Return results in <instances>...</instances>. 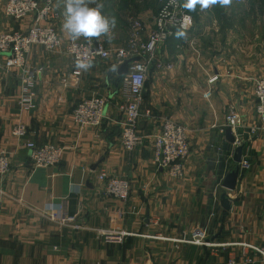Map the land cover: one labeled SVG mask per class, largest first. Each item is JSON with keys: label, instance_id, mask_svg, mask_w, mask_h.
Masks as SVG:
<instances>
[{"label": "crops", "instance_id": "0c3cea01", "mask_svg": "<svg viewBox=\"0 0 264 264\" xmlns=\"http://www.w3.org/2000/svg\"><path fill=\"white\" fill-rule=\"evenodd\" d=\"M6 1L0 0V33L26 31L33 17L6 16ZM97 2L103 15L116 19L114 39L79 40L105 48L126 45L135 32L126 39V27L117 24L120 0ZM54 8L50 24L66 42L64 0H55ZM194 28L176 31L157 51L156 63L171 67L149 68L138 126L143 143L132 151L121 143L122 67L116 59H94L74 77L73 60L64 51L34 45L24 67L10 70L0 54V150L8 152L11 164L0 176V264H264L248 247L264 242V129L254 97L264 54L252 49L248 60L247 50H230L227 36L208 44L205 62L188 49ZM151 31L138 35L145 41ZM25 91L30 104L22 106ZM94 94L107 98L106 118L98 127L79 129L73 110ZM230 112L240 120V133L258 130L243 145L241 159L248 166L238 163L236 187L226 190L223 180L237 166V147L226 135ZM167 118L187 129L190 153L180 178L152 164L151 135ZM17 124L27 128L22 138L11 133ZM27 141L63 146L61 161L33 168ZM101 172L129 181L127 200L105 193ZM225 191L229 210L220 204ZM59 208L73 220H50ZM198 228L208 245L182 241ZM111 234L119 236L107 239Z\"/></svg>", "mask_w": 264, "mask_h": 264}, {"label": "built area", "instance_id": "2783aa9c", "mask_svg": "<svg viewBox=\"0 0 264 264\" xmlns=\"http://www.w3.org/2000/svg\"><path fill=\"white\" fill-rule=\"evenodd\" d=\"M55 0H7L4 4V13L14 20H23L33 17L32 24L26 31H9L0 33V54L6 55V69L22 68L25 58L31 47L42 46L50 52L64 51L71 56L73 68L71 75L79 77L85 69L77 67V61L90 62L94 59H116L122 66L127 62L126 73L122 74L120 95L122 103L119 110L122 113L121 143L124 149L134 150L143 143V136L138 130L142 117L141 108L144 102L145 83L148 78L149 68L152 64L158 67L170 68L171 65L156 63L157 51L176 32L187 33L194 28L192 14L183 7L179 0H165L157 14L154 29L148 34L145 41L134 33L127 44L114 48H105L100 44L89 41L69 39L64 42L56 29L50 24L55 18ZM207 95V94H206ZM254 97L256 100V114L260 121V128L264 129V73L255 79ZM30 94L25 91L20 98V104H30ZM107 98L94 94L82 99L74 108L72 120L79 129L98 127L106 118ZM149 115V111L145 112ZM227 125L234 131V146H243L250 142L258 127L253 126L242 133L239 132L240 120L234 112L227 115ZM27 128L24 124H17L12 129V135L22 138L26 135ZM153 156L152 164L158 168L167 169L170 175L180 178L184 175V165L190 153V144L186 128L180 123L169 118L165 119L157 132L152 135ZM24 146L29 151L33 168H47L58 164L63 156L64 147L54 143L37 144L27 141ZM240 165L248 166L245 159ZM8 152L0 150V176L5 175L10 169ZM99 179L104 181V190L108 196L117 200H127L130 193V183L124 178L108 176L106 172L99 174ZM50 220L66 224L73 220L63 208ZM119 235H107V239L117 238ZM205 231L198 228L182 241L208 245ZM255 253L264 258V242L258 245H248Z\"/></svg>", "mask_w": 264, "mask_h": 264}, {"label": "rangeland", "instance_id": "374dc122", "mask_svg": "<svg viewBox=\"0 0 264 264\" xmlns=\"http://www.w3.org/2000/svg\"><path fill=\"white\" fill-rule=\"evenodd\" d=\"M179 1L183 5L184 0ZM164 2L165 0H120L117 24L120 28L126 27L123 28L128 33L126 39L134 32L143 37L148 30H153ZM191 13L196 33L192 41L194 43L188 49L192 48L195 57L207 62L210 57L208 46L212 42L227 41V36H230V50H247L248 60L253 59L252 49L264 54V0H233L229 6L215 5L203 11L197 5L196 10Z\"/></svg>", "mask_w": 264, "mask_h": 264}, {"label": "clouds", "instance_id": "9594fccd", "mask_svg": "<svg viewBox=\"0 0 264 264\" xmlns=\"http://www.w3.org/2000/svg\"><path fill=\"white\" fill-rule=\"evenodd\" d=\"M232 2L233 0H184L183 7L195 11L199 5L203 11L215 5L229 6ZM91 4H95V7H91ZM64 7L62 30L71 40L84 38L91 41L102 36H106L109 41L114 39L116 19L103 15V4L97 0H64ZM90 66V62L77 61L78 68L87 70Z\"/></svg>", "mask_w": 264, "mask_h": 264}, {"label": "water", "instance_id": "95a60500", "mask_svg": "<svg viewBox=\"0 0 264 264\" xmlns=\"http://www.w3.org/2000/svg\"><path fill=\"white\" fill-rule=\"evenodd\" d=\"M121 67H122V71L120 73L121 74L126 73V70H127V62H125ZM226 135H227V138L230 140V142H234V139L235 138L231 134L230 127H228L226 129ZM242 150H243V146H238L236 148V150H235L234 161L237 163V166H236L235 170L230 171L226 175V177L224 178V180H223V187L226 190H233L236 187L237 179H238L239 171H240V168H239L238 163H240V161H241ZM226 194H227L226 191L221 194L220 204H221V206L225 210H229L230 209V199L227 198ZM200 264H204V263L201 262Z\"/></svg>", "mask_w": 264, "mask_h": 264}, {"label": "trees", "instance_id": "16d2710c", "mask_svg": "<svg viewBox=\"0 0 264 264\" xmlns=\"http://www.w3.org/2000/svg\"><path fill=\"white\" fill-rule=\"evenodd\" d=\"M189 11V10H188ZM191 13V11H189ZM192 14V13H191Z\"/></svg>", "mask_w": 264, "mask_h": 264}]
</instances>
